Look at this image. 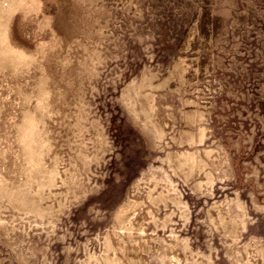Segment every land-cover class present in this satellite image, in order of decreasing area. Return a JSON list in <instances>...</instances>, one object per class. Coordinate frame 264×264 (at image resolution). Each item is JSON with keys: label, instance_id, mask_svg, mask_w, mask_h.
Segmentation results:
<instances>
[{"label": "rangeland", "instance_id": "obj_1", "mask_svg": "<svg viewBox=\"0 0 264 264\" xmlns=\"http://www.w3.org/2000/svg\"><path fill=\"white\" fill-rule=\"evenodd\" d=\"M0 264H264V0H0Z\"/></svg>", "mask_w": 264, "mask_h": 264}]
</instances>
